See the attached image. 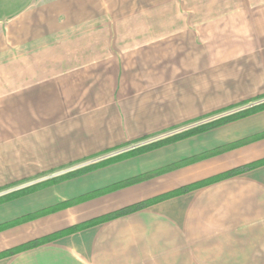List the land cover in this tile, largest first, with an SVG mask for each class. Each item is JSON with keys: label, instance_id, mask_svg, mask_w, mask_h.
Instances as JSON below:
<instances>
[{"label": "crops", "instance_id": "obj_1", "mask_svg": "<svg viewBox=\"0 0 264 264\" xmlns=\"http://www.w3.org/2000/svg\"><path fill=\"white\" fill-rule=\"evenodd\" d=\"M263 98L264 0H1L0 191L92 169L0 224L200 158L1 231L0 253L264 161V138L201 158L264 135V109L133 153ZM0 264H264V164Z\"/></svg>", "mask_w": 264, "mask_h": 264}, {"label": "trees", "instance_id": "obj_2", "mask_svg": "<svg viewBox=\"0 0 264 264\" xmlns=\"http://www.w3.org/2000/svg\"><path fill=\"white\" fill-rule=\"evenodd\" d=\"M263 108L264 107L257 106L254 109L245 110V111L239 112V113H237L235 115H232L230 117H226V118H221V119L215 120L213 122H210L208 124L200 126V127L196 128V129L192 130L191 132H188V133H186L184 135H181L179 137H174V138L168 140V142H172L174 140H177L178 138H182V137L184 138V137H187V136H190V135L206 132L208 130H211L213 128H217V127L222 126L224 124H227L229 122H233V121L245 118V117L249 116L250 114H252L254 112L262 110ZM261 138H264V135L256 137V138H252V139H246V140L238 141V142H235V143H232V144H229V145H225L223 147H220V148H217V149H215L213 151L205 153L203 156H201V158H207V157L216 156V155L225 153L227 151H231L233 149L239 148L240 146L248 144V143H250L253 140L261 139ZM165 143H166V141L163 142V143L161 142L160 145H163ZM158 146H159L158 143L151 144V145H149L147 147L138 149L137 151H135L133 153L136 154V153L145 152V151H148V150L155 149ZM199 158L198 157L197 158H193L191 160H187V161H183L181 163H177L175 165H172L170 167H167V168L159 170V171H155V172L147 173V174L135 177V178H131V179H128V180L123 181L121 183H118L116 185H113V186H111L109 188H106V189H103V190H98V191H95V192H92V193H89V194H86V195H83V196L68 200V201L63 202L61 204H58L56 206H53V207H50L48 209L39 211L37 213L26 215L24 217H21V218L15 220V221L1 224L0 225V232L6 230L8 228L14 227L16 225L22 224L24 222H28V221H31L33 219L39 218L41 216H46V215H49V214H53V213H55L57 211L65 209V208H69L71 206H74V205L80 204L82 202L91 200L93 198H96V196H100V195H102L104 193L111 192V191H114V190H117V189H121V188H125V187H128V186H131V185L138 184L140 182L149 180V179H151V178H153L155 176H158L159 174H162L163 172H166L168 170L176 169V168H179V167H181L183 165H186L188 163L197 161V160H199ZM263 164H264V161L255 162V163L246 165L244 167L237 168V169L228 171L226 173L211 177V178H209L207 180H204V181H202L200 183H196L194 185L182 187V188L177 189L176 191H173L171 193H167L165 195H161V196L155 197V198H153L151 200H148V201H145V202H142V203H138V204L133 205V206L126 207L124 209H121L119 211L110 213L108 215L101 216V217L89 220L87 222H84V223L69 227V228L64 229L62 231L53 233V234L48 235L46 237L33 240V241L25 243V244H23V245H21V246H19L17 248H14V249H11V250H7V251H4V252L0 253V259L12 256L14 254H17V253H20V252L35 248L37 246H40V245H43V244H46V243H49V242H53V241H55V240H57L59 238H62L64 236H68V235L77 233V232L85 230L87 228H91L93 226H96V225L111 221V220H113L115 218L121 217V216L129 214L131 212H134V211H137V210H141L143 208H146V207L151 206L153 204L162 202L164 200H168L170 198L183 195L185 193L191 192L192 190H195V189H198V188H201V187H204V186H208V185L214 184L216 182H219L221 180H224L226 178L238 175V174L246 172V171H250V170L255 169V168L259 167V166H262ZM90 169H92V167L89 168V169H86L85 171L90 170ZM82 172H84V171H81V172H78V173L77 172H71V173H69V174H67L65 176H62V177H60V176L59 177H54L52 179L37 183L35 185H31V186H28V187L23 188V189H19V190H16V191L9 192V193H7L5 195L0 196V204L13 201V200H15L17 198H20V197L28 196V195H30V194H32L34 192L42 190V189H44L46 187H49L51 185L57 184V183H59V182H61L63 180L71 179V178L81 174Z\"/></svg>", "mask_w": 264, "mask_h": 264}, {"label": "rangeland", "instance_id": "obj_3", "mask_svg": "<svg viewBox=\"0 0 264 264\" xmlns=\"http://www.w3.org/2000/svg\"><path fill=\"white\" fill-rule=\"evenodd\" d=\"M0 2H1V0H0ZM3 2V1H2ZM4 3L7 5V7H9V9L10 10H14V8H16V7H18V5L20 4V0H4ZM8 12V11H7ZM261 101H264V98H263V100H261ZM250 105H255V103H253V104H250ZM249 104H246V105H243V106H240V107H237L236 109H233V110H231V111H228L226 114H223V115H221V116H219L217 119H215V118H213L212 120H210V119H208V120H205V121H202V122H200V123H197V124H194V125H192L191 126V129H189L188 131H184L183 133L181 132V134H177V135H175V136H172V137H170V138H168V139H166V140H154V141H150V143H148V144H144V145H142V148H144V147H147V146H149V145H151V144H156V143H158L159 144V146L158 147H160V146H162V145H160V143L162 142H165L166 141V143L165 144H167V143H169L168 142V140H170V139H172V138H174V137H179V136H181V135H184V134H186V133H188V132H191L192 130H194V129H196V128H198V127H200V126H203V125H205V124H208V123H210V122H213V121H215V120H218V119H221V118H226V117H230V116H232V115H235V114H237V113H239V112H242V111H245V110H251V109H254L255 107H257V106H261V107H264V103H261V104H257L256 103V105L254 106V107H251V108H248L249 106H250ZM264 109V108H263ZM262 109V110H263ZM183 138V137H182ZM179 139H181V138H178L177 140H179ZM177 140H174V141H172V142H175V141H177ZM164 145V144H163ZM157 147V148H158ZM141 149V148H140ZM138 150V149H137ZM86 169H89L88 167L87 168H83V169H76V170H72V171H66V172H63L62 174H60V175H58V176H56V177H62V176H65V175H67V174H69V173H71V172H81V171H84L85 172V170ZM54 176V175H53ZM53 176H51V178L49 177V178H47V179H44L43 181H46V180H49V179H52V178H54ZM40 180V179H39ZM38 181V180H37ZM43 181H41V182H43ZM34 182V181H33ZM35 184H37V183H32V182H29V183H24L23 185H18V186H15V187H11V188H8V189H5V190H3V191H0V196H2V195H5V194H7V193H9V192H12V191H16V190H19V189H23V188H26V187H28V186H31V185H35ZM59 204H61V203H59ZM58 205V204H57ZM56 206V205H55ZM53 207V206H52ZM12 222V221H11ZM7 223H9V222H7ZM4 224V223H3ZM1 225V224H0ZM12 228V227H11ZM9 229V228H8ZM7 230V229H6Z\"/></svg>", "mask_w": 264, "mask_h": 264}, {"label": "built area", "instance_id": "obj_4", "mask_svg": "<svg viewBox=\"0 0 264 264\" xmlns=\"http://www.w3.org/2000/svg\"><path fill=\"white\" fill-rule=\"evenodd\" d=\"M261 103H264V101H261L260 103H257V104H261ZM256 105V104H255ZM255 105H250L248 108H251V107H254ZM257 106V105H256Z\"/></svg>", "mask_w": 264, "mask_h": 264}]
</instances>
